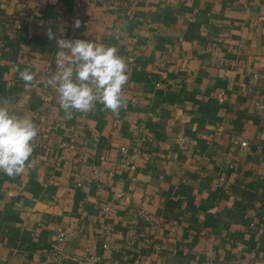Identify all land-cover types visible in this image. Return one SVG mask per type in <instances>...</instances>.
<instances>
[{"label": "crops", "instance_id": "crops-1", "mask_svg": "<svg viewBox=\"0 0 264 264\" xmlns=\"http://www.w3.org/2000/svg\"><path fill=\"white\" fill-rule=\"evenodd\" d=\"M85 1L0 0V105L38 126L23 172L0 173V264H48L62 229L82 230L72 263L264 264V1ZM60 38L119 50L124 107L68 119L57 91L25 87L19 71L56 62Z\"/></svg>", "mask_w": 264, "mask_h": 264}, {"label": "clouds", "instance_id": "clouds-1", "mask_svg": "<svg viewBox=\"0 0 264 264\" xmlns=\"http://www.w3.org/2000/svg\"><path fill=\"white\" fill-rule=\"evenodd\" d=\"M75 27H80L79 20ZM57 45L58 70L48 83L55 87L66 118L71 119L73 111L93 112L97 103L112 112L126 105L123 89L129 80L128 65L116 47L63 38ZM19 76L25 87L35 79L27 69L19 71ZM37 136L38 126L30 118L10 112L6 104L0 105V173L9 177L21 174L34 152Z\"/></svg>", "mask_w": 264, "mask_h": 264}, {"label": "built area", "instance_id": "built-area-1", "mask_svg": "<svg viewBox=\"0 0 264 264\" xmlns=\"http://www.w3.org/2000/svg\"><path fill=\"white\" fill-rule=\"evenodd\" d=\"M50 1L51 0H37V4L42 5L43 3L50 2ZM73 1H74V7H76L77 9H82L83 7H85V2H86L85 0H73ZM100 1H105V0H100ZM262 1H264V0H262ZM20 2L22 3V5L24 7H26L28 5V0H20ZM137 3H138L137 0L132 1V7L134 9L136 8ZM87 23H89V20L87 21ZM2 46H3L2 42H0V53L2 50ZM217 48H218V46L214 44L210 49L214 50ZM227 64H228L227 61H225L224 59H220L219 65H227ZM57 70L58 69H57L56 62H53L50 60L45 61L43 66L40 68V72L34 74L35 79H34V81H32V86L38 87V86L42 85L46 89H52V90L56 91L55 87L53 85L49 84L48 81H49L50 76L53 73H55ZM133 103L137 104V100L133 99ZM256 106L258 107V109L263 110L264 109V101L261 99L258 100L256 102ZM39 118H40L41 123L46 125V127L48 129H50V130L57 129V122L55 120V117H54L53 113L51 111H49L48 109H42L40 111ZM145 141H146V139L142 138L141 140L138 141L137 145L139 147H142V145L144 144ZM187 141H188V138L184 137L182 139V144L186 143ZM235 143L239 144L241 146H248V144H249L247 140H236ZM60 146L64 149H67L68 143L62 141V142H60ZM127 151H128L127 146L122 147V152L124 154H126ZM92 173L93 174L101 173V174H105V175H109V176L113 175L112 172H109L106 170H102L100 172H97L96 170L93 169ZM222 182H224V179H222ZM220 185H223V183H220ZM122 196H123L122 192L117 193L116 200H114L113 202H111L110 204H108L104 208L105 212L111 218L113 217V214L116 210L118 200L121 199ZM112 229H113V227L110 224L105 226V230L108 233ZM180 229H181V223L178 220H175L172 224V227H171L172 233H177ZM77 230L76 231H69L67 229H62L59 231L55 242L52 244V247L50 248V250H48L46 253L48 264H98L100 262L101 257L95 253H88L82 259H80L77 263H72L69 261L68 257L66 256L65 249H66L67 245L69 244V242L75 236L76 232H80V233L82 232L81 229H77ZM133 235H134V237H137L138 235L144 236V234H142V233H134ZM110 246L111 245L108 242L104 244V247L106 249H109Z\"/></svg>", "mask_w": 264, "mask_h": 264}]
</instances>
